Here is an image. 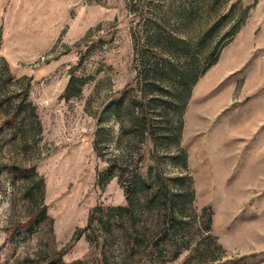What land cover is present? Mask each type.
Instances as JSON below:
<instances>
[{"label":"rangeland","instance_id":"obj_1","mask_svg":"<svg viewBox=\"0 0 264 264\" xmlns=\"http://www.w3.org/2000/svg\"><path fill=\"white\" fill-rule=\"evenodd\" d=\"M0 264H264V0H0Z\"/></svg>","mask_w":264,"mask_h":264},{"label":"trees","instance_id":"obj_2","mask_svg":"<svg viewBox=\"0 0 264 264\" xmlns=\"http://www.w3.org/2000/svg\"><path fill=\"white\" fill-rule=\"evenodd\" d=\"M183 78V77H182ZM194 81V78H192V82ZM173 186L178 188V191L176 192H171L167 191L169 189H159L157 193V198H159V203L161 207V211L163 210L164 214L162 216L163 218V225L164 228L160 229L158 234L162 237L164 242H173L172 237H174L179 229L183 228V222H182V214L185 211L187 202H189L190 195L187 193L186 189H184V179L180 178H175L172 180ZM140 187L142 184H138ZM155 196V195H154ZM127 202H128V207L123 208V207H118L114 209H109V213L115 216L116 219V224L118 226L123 224V219L125 214H131L132 212V207L134 205L137 206L138 202L137 200L133 199V193L129 192L127 195ZM152 205V203H151ZM131 207V208H130ZM139 207V206H138ZM143 209V206H141ZM138 209L139 212L142 211V209ZM137 220L135 216L129 215V222L130 226L132 227V234H129L128 236L131 238L128 243L131 244V250L132 252L130 255H133L134 250L137 247H141V245H145L146 247H149L152 244V249L156 252V247L157 243H147L145 240H140V238L137 237V232L136 229L134 228L135 225L137 224ZM207 222H209L207 220ZM171 233V234H170ZM168 235H170L171 238L167 239ZM174 255L177 254L175 248H173ZM161 253V252H160ZM173 254V252H172ZM152 261V260H151ZM153 263V261L151 262Z\"/></svg>","mask_w":264,"mask_h":264}]
</instances>
